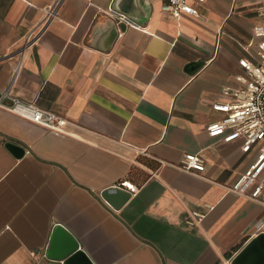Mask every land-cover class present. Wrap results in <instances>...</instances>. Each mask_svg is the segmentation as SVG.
<instances>
[{"label":"crops","instance_id":"0c3cea01","mask_svg":"<svg viewBox=\"0 0 264 264\" xmlns=\"http://www.w3.org/2000/svg\"><path fill=\"white\" fill-rule=\"evenodd\" d=\"M52 1L0 0V88L20 62L11 92L69 120L57 132L0 108V264H65L47 255L57 225L92 264H229L264 232V206L223 187L253 153L206 127L233 99L223 88L243 85L256 1L205 0L175 19L165 0H127L137 22L115 0H63L24 47ZM187 153L201 175L176 167ZM115 186L129 192L119 207L102 196Z\"/></svg>","mask_w":264,"mask_h":264},{"label":"built area","instance_id":"2783aa9c","mask_svg":"<svg viewBox=\"0 0 264 264\" xmlns=\"http://www.w3.org/2000/svg\"><path fill=\"white\" fill-rule=\"evenodd\" d=\"M63 0H53L45 5L41 21L24 36L23 46H32L40 37L50 21L58 17L59 7ZM205 0H165L161 9L171 18H180L183 14L199 16L198 5ZM256 1V14L261 22L254 27L251 40L256 46L252 58L239 59L243 76L239 77L243 85L239 88H223V92L231 94L228 102H216L213 108L222 115L207 124V133L211 137H219L225 142L240 140L241 151L253 153L247 167L236 180L224 185L226 191L264 206V0ZM112 9V8H110ZM123 15H119L122 18ZM127 18V17H125ZM20 71L17 62L11 75L10 84L0 88V108L7 109L34 123L48 129L64 132L69 120L51 110L44 109L35 103L24 102L15 96L10 85ZM203 158L197 154H184L177 168L201 175L199 169Z\"/></svg>","mask_w":264,"mask_h":264},{"label":"water","instance_id":"95a60500","mask_svg":"<svg viewBox=\"0 0 264 264\" xmlns=\"http://www.w3.org/2000/svg\"><path fill=\"white\" fill-rule=\"evenodd\" d=\"M127 0H115L112 9L120 12L133 21H142L146 14L136 17L137 9L133 8ZM144 16V17H143ZM5 145L15 154L20 155L24 149L13 143L6 142ZM102 196L113 207L121 206L129 196V192L121 186L109 187L102 192ZM59 254L65 264H92L88 256L79 248L77 241L69 234L64 227L57 225L48 246L47 255L55 256ZM229 264H264V232L258 233L231 259Z\"/></svg>","mask_w":264,"mask_h":264}]
</instances>
